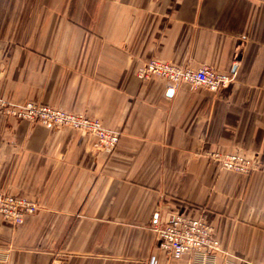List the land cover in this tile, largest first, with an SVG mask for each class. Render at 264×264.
Returning a JSON list of instances; mask_svg holds the SVG:
<instances>
[{
    "label": "crops",
    "instance_id": "0c3cea01",
    "mask_svg": "<svg viewBox=\"0 0 264 264\" xmlns=\"http://www.w3.org/2000/svg\"><path fill=\"white\" fill-rule=\"evenodd\" d=\"M152 58L233 78L171 92L137 78ZM27 101L97 119L119 142L106 155L0 109V193L39 206L20 225L0 217V261L264 264V0H0V102ZM211 152L257 167L225 171ZM173 215L202 217L221 252L167 260L153 226Z\"/></svg>",
    "mask_w": 264,
    "mask_h": 264
},
{
    "label": "built area",
    "instance_id": "2783aa9c",
    "mask_svg": "<svg viewBox=\"0 0 264 264\" xmlns=\"http://www.w3.org/2000/svg\"><path fill=\"white\" fill-rule=\"evenodd\" d=\"M140 81L151 77L163 79L171 92L181 85L191 89L204 88L216 93L225 88L232 80L230 73H219L209 67L199 69L179 68L164 61L152 58L143 63L136 71ZM4 117L16 121L39 124L46 128H70L94 137V151L110 155L119 142L120 134L105 128L97 119L82 114H73L47 105L24 102H0ZM207 158L225 171L249 175L257 167V162L246 155L235 153L211 152ZM36 201L26 197L12 196L0 193V217L14 225H20L24 220L34 215L38 210ZM156 248L167 260H179L186 255L214 256L221 252L219 241L213 228L202 217L186 218L173 215L162 226H153ZM0 264H7L0 261ZM145 264H157V259L150 256Z\"/></svg>",
    "mask_w": 264,
    "mask_h": 264
},
{
    "label": "rangeland",
    "instance_id": "374dc122",
    "mask_svg": "<svg viewBox=\"0 0 264 264\" xmlns=\"http://www.w3.org/2000/svg\"><path fill=\"white\" fill-rule=\"evenodd\" d=\"M27 102H31V101H27ZM33 103H35V102H33ZM38 104H41V103H38ZM43 105H45V104H43ZM48 106V105H47ZM51 107V106H50ZM53 108H55V107H53ZM56 109H58V108H56ZM61 110V109H60ZM63 111V110H62ZM22 122H25V121H22ZM29 123V122H28ZM32 124H34V123H32ZM39 125V124H38ZM42 126V125H41ZM44 127V126H43ZM51 129H53V128H51ZM59 129H61V128H59ZM70 129V128H69ZM91 136V135H90ZM92 137V136H91ZM94 138V137H93ZM94 141H95V139H94Z\"/></svg>",
    "mask_w": 264,
    "mask_h": 264
},
{
    "label": "water",
    "instance_id": "95a60500",
    "mask_svg": "<svg viewBox=\"0 0 264 264\" xmlns=\"http://www.w3.org/2000/svg\"><path fill=\"white\" fill-rule=\"evenodd\" d=\"M171 92L169 91V94H170Z\"/></svg>",
    "mask_w": 264,
    "mask_h": 264
}]
</instances>
